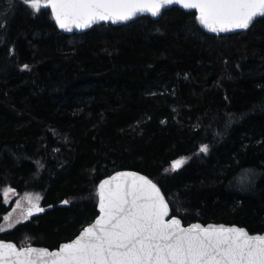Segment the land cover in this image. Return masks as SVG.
Wrapping results in <instances>:
<instances>
[{
	"label": "trees",
	"instance_id": "obj_1",
	"mask_svg": "<svg viewBox=\"0 0 264 264\" xmlns=\"http://www.w3.org/2000/svg\"><path fill=\"white\" fill-rule=\"evenodd\" d=\"M196 16L64 34L50 9L0 0V228L6 187L45 209L0 240L59 248L123 171L153 180L184 225L264 233V18L214 36Z\"/></svg>",
	"mask_w": 264,
	"mask_h": 264
},
{
	"label": "snow or ice",
	"instance_id": "obj_2",
	"mask_svg": "<svg viewBox=\"0 0 264 264\" xmlns=\"http://www.w3.org/2000/svg\"><path fill=\"white\" fill-rule=\"evenodd\" d=\"M40 14L51 9L60 29H87L100 21L128 22L144 14L160 17L173 5L195 9L199 24L211 33L247 30L257 18H264V0H22ZM28 69V65L23 66ZM203 145L200 152L207 154ZM186 161L172 164L178 170ZM11 191V189H9ZM7 192L5 193V196ZM99 216L79 236L58 250L17 247L0 240V264H264V234L224 224L193 223L185 227L170 217V206L161 188L137 172H118L98 186ZM42 197L25 219L45 211ZM68 203L67 200L64 201ZM19 207V204H17ZM8 228L11 216L4 218ZM17 219L15 223H19ZM0 228V232L4 231Z\"/></svg>",
	"mask_w": 264,
	"mask_h": 264
},
{
	"label": "rangeland",
	"instance_id": "obj_3",
	"mask_svg": "<svg viewBox=\"0 0 264 264\" xmlns=\"http://www.w3.org/2000/svg\"><path fill=\"white\" fill-rule=\"evenodd\" d=\"M9 189H11V191H9ZM6 192H7V195L5 196ZM1 193H2V196L4 198V203L7 206H11V211L5 217L11 216L12 222L14 223V226L9 229L8 228V221H6L4 219L3 223L1 225V228H4L5 230L2 232L11 231L15 227H17L18 225H20V224L26 222L28 219L32 218V216L30 218H27V219L24 218L25 214L27 212V209L29 207H31V205L29 204V198H31L33 200V202H35L37 196L42 197L40 194H37L34 192H27L24 194H18L16 192V190H14L11 187H6V188L2 189ZM42 200L43 199H40V201H39V204L41 207H43ZM17 204H19V207H17ZM17 219L20 220L19 223H15V221Z\"/></svg>",
	"mask_w": 264,
	"mask_h": 264
},
{
	"label": "water",
	"instance_id": "obj_4",
	"mask_svg": "<svg viewBox=\"0 0 264 264\" xmlns=\"http://www.w3.org/2000/svg\"><path fill=\"white\" fill-rule=\"evenodd\" d=\"M172 8H179V9H181L182 11H185V12H187V13H196L197 14V16H198V11L197 10H195V9H191V10H189V9H184V8H182L181 6H179V5H173V6H169V7H167V8H165V9H163L162 10V14L165 12V11H167V10H170V9H172ZM51 10V9H50ZM162 14H161V16H162ZM160 16V17H161ZM143 17H149V18H151V19H153V20H158V19H160V17H152L150 14H144V15H141V16H138L137 18H135V19H133V20H130V21H128V22H120V23H112V22H109V21H100V22H98V23H95V24H93L90 28H87V29H83V30H80V29H73V31L72 32H66V31H64V30H62V29H60L59 28V26L57 25V27L60 29V31L61 32H63L64 34H81V33H85V32H87V31H89L90 29H92V28H94V27H97V26H101V25H112V26H123V25H126V24H129V23H132V22H134V21H136V20H138V19H140V18H143ZM259 19H261V18H257L254 22H253V24L249 27V29L254 25V23L255 22H257ZM55 21V20H54ZM197 22H198V24H199V21L197 20ZM56 23V22H55ZM200 25V24H199ZM200 27L206 32V33H208V34H210V35H214V36H221V35H232V34H237V33H243V32H246V31H248L249 29H247V30H236V31H233V32H227V33H219V34H216V33H211V32H208L206 29H204L201 25H200ZM123 172H135V171H123ZM137 173H139V172H137ZM117 174V173H116ZM116 174H114V175H116ZM140 175H144V174H141V173H139ZM146 176V175H145ZM150 179V178H149ZM159 187V186H158ZM166 198V197H165ZM170 206V205H169ZM98 213H99V201H98ZM170 209H171V207H170ZM42 213H44V212H42ZM37 214H39V213H36V214H34V215H37ZM33 215V216H34ZM98 216H99V214H98ZM98 216L96 217V219L98 218ZM172 217H175V216H173L172 215V210H171V212H170V217L169 218H172ZM176 218H178V217H176ZM95 219V220H96ZM179 219V218H178ZM95 220L92 222V223H94L95 222ZM181 220V219H180ZM182 221V220H181ZM92 223H90L89 225H87L86 227H88V226H90ZM183 223V222H182ZM200 224H202V223H200ZM209 224H217V225H219V224H223V223H209ZM209 224H206L205 226H207V225H209ZM183 225H184V223H183ZM202 225H204V224H202ZM224 225H226V226H237V225H228V224H224ZM185 227H187V226H189V225H184ZM85 227V228H86ZM237 227H239V226H237ZM244 229H246V228H244ZM247 230V229H246ZM83 231V230H82ZM81 231V232H82ZM248 231V230H247ZM80 232V233H81ZM249 232V231H248ZM80 233H79V235H80ZM250 233V232H249ZM250 234H259V233H250ZM262 234H264V233H262ZM78 235V236H79ZM76 238V237H75ZM74 238V239H75ZM5 241V240H4ZM70 241H72V240H70ZM70 241H68V242H70ZM6 242H12V241H6ZM12 243H15V242H12ZM67 243V242H66ZM16 244V243H15ZM64 244V243H63ZM17 245V244H16ZM17 247H19L18 245H17ZM33 247H38V248H46V247H42V246H37V245H33ZM47 249H49V248H47ZM59 248H57V249H54V250H51V249H49L50 251H55V250H58Z\"/></svg>",
	"mask_w": 264,
	"mask_h": 264
}]
</instances>
